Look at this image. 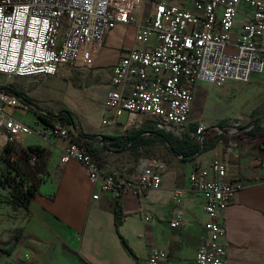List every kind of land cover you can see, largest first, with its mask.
Returning <instances> with one entry per match:
<instances>
[{"label": "built area", "instance_id": "built-area-1", "mask_svg": "<svg viewBox=\"0 0 264 264\" xmlns=\"http://www.w3.org/2000/svg\"><path fill=\"white\" fill-rule=\"evenodd\" d=\"M243 1L0 0V75L52 77L64 65L94 68L107 33L118 25L133 26L135 43L113 67L105 101L110 116L102 125L113 127L124 118L127 129L148 127L146 136L153 131L183 138L201 83L222 88L228 82L248 83L254 73L264 72V2L245 0L252 16L236 34ZM15 111L46 118L39 133L43 139H69L61 162L76 160L85 166L93 200L104 193L116 200L140 197L161 188L166 163L160 158L144 157L136 178L109 172L89 152L93 141H77L80 134L74 126L60 120L67 113L51 114L6 88H0L3 150L34 131L14 117ZM204 129L200 127L197 134ZM228 173L216 156L209 169H197L190 176V189L203 195L208 216L207 240L198 249L196 264H229L225 216L244 186L229 181ZM187 193L177 189L174 198L181 202ZM182 223L183 215L178 214L171 227ZM168 255L152 248L147 264H166Z\"/></svg>", "mask_w": 264, "mask_h": 264}, {"label": "crops", "instance_id": "crops-1", "mask_svg": "<svg viewBox=\"0 0 264 264\" xmlns=\"http://www.w3.org/2000/svg\"><path fill=\"white\" fill-rule=\"evenodd\" d=\"M252 12L244 0L240 6L234 33L241 31L243 23L252 16ZM124 32H131L127 34V40L119 37ZM135 35L136 29L129 25H118L107 33L103 47L110 37V43L118 50L119 57L113 61L110 70L105 71L98 63L102 47L88 86L75 87L65 81V77L69 75V65L61 67L58 77H35L45 78V81L57 78L59 87L53 86V91L59 93L67 88L76 93L75 100L69 98L66 101L69 106L60 104L53 107L54 110H46L43 103L45 99L49 103L56 101L49 96V87L44 90L36 85L38 90L42 91V95L38 94V99L30 93H27L30 96L27 97L21 91L15 90L11 87L14 83H10L11 86L0 85V88L14 91L30 104L51 114L72 112L75 115V131L80 135L96 137L91 145L98 151L95 155L98 162L109 172L136 178L142 171V159L146 157L142 155L145 151L143 148L139 149L140 157L131 172L116 170L113 164L108 165L104 161V157L108 155L106 144L110 143L105 137L117 138L116 131L122 133L132 129L125 127L124 118L119 125L109 129L102 125L103 119L108 116L105 101L111 87L113 67L124 51L134 45ZM73 68L85 67L78 65ZM37 81L40 83L41 79ZM100 85L105 87V92L101 97V107L97 109L96 88ZM202 85L209 84L201 83L197 94ZM16 113L22 114L15 111L14 117ZM76 115L84 116L85 119L78 122ZM191 124L192 119L186 134L198 137L200 151L185 159L171 148L167 162L160 158L166 163L160 189L151 190L140 197L125 195L119 200L112 194L104 193L100 200H93V183L85 166L76 160L66 164L61 162L69 139H43L39 135L46 126L43 122L41 131L27 135H35L34 142L25 144L22 142L27 137L25 136L19 141V147L14 145L15 155L23 158L18 161L19 166L23 163L24 170H31L40 183L38 195L27 209L14 208L0 202V264H147L149 251L155 247L169 254L166 264H196L198 249L207 240L205 225L208 216L204 211L203 195L190 189V176L197 169H209L216 156L227 165L228 180L242 183L244 186L236 203L229 207L225 216L229 264H264V139L242 138L246 129L241 128L238 123L211 126L200 123L195 127ZM200 127L205 129L198 135ZM210 134L217 135L218 139H215L210 150L202 152L206 136ZM222 136L230 140L227 142ZM30 146H40L43 149L42 162L29 153L31 159L26 161L25 151ZM1 151L2 148L0 163L7 164ZM2 166L0 164V167ZM177 189L188 191L186 198L181 202L174 198ZM10 191L9 187L0 186V198L9 196ZM117 202L123 213L120 227L116 226ZM178 214L183 215V223L177 228H172L171 222ZM121 236L132 252L124 246ZM12 245L15 246L8 253L6 250Z\"/></svg>", "mask_w": 264, "mask_h": 264}, {"label": "rangeland", "instance_id": "rangeland-1", "mask_svg": "<svg viewBox=\"0 0 264 264\" xmlns=\"http://www.w3.org/2000/svg\"><path fill=\"white\" fill-rule=\"evenodd\" d=\"M149 4V3H148ZM127 34H131V32L123 33L119 35L121 39H126ZM119 57V52L114 45L110 43V37L107 38L106 43L102 49V53L100 55L98 63L99 67L103 68L105 71L110 70V66ZM67 71L69 75L65 77V81L68 84L73 86H88V80L94 75V68H80L75 69L72 66L67 67ZM61 74V71L56 75L58 77ZM52 78V77H50ZM41 79L40 83H37ZM57 79V78H56ZM45 81V78H8L4 75H0V85L2 86H11L10 83H14L11 87L15 90L21 91L27 97V93H30L32 97L38 99V94L42 95L41 89L38 90V87H42L44 90L50 88V97L56 99V101L52 102H43L46 106L45 109L50 111L54 110L60 104H65L66 101L70 98L75 100L74 98L77 96L76 93L71 92L67 88H64L62 92L53 91L54 87H59L58 80ZM105 77H102L104 80ZM38 85V87L36 86ZM105 92V87L100 85L96 88V97H95V105L96 108L99 109L101 107V97ZM13 94H16L12 91ZM37 94V95H36ZM17 95V94H16ZM38 96V97H37ZM69 106V105H68ZM73 109L72 107H70ZM98 111V110H97ZM72 118L75 122V115L70 112ZM95 115V113H94ZM100 116V113H98ZM108 116L110 114L108 113ZM15 118H17L20 122L27 124L33 132H39L43 128V121L39 119L37 114L34 112L28 113H16ZM76 118L79 121L85 119L84 116L76 115ZM192 127L198 126L200 123L208 124V125H229L238 123L241 128H245L246 131L243 133V137L250 138H258L264 139V72L253 74L251 78V82L249 83H241V82H228L224 87L218 88L212 85H202L198 89V94L196 96V101L194 104V110L192 115ZM125 120V119H124ZM106 129H109L107 127ZM130 131V130H129ZM128 131L120 133V131H116V137L121 139V143L115 145V140L111 141L109 144H106L108 155L104 157V161L106 164H113L116 167V170L119 171H130L133 169L134 165L137 163L138 158L140 157L139 147H130L128 144L127 135ZM188 135V134H187ZM218 136L215 134H210L206 136V141L209 143H214L215 139ZM224 140L227 142L230 138L226 136H222ZM36 140L35 135L27 136L22 140V142L30 143ZM236 140V138H234ZM192 143H198V137L193 138ZM18 142L16 147H19ZM99 144V143H98ZM100 145V144H99ZM98 145V146H99ZM20 149V148H18ZM144 153L142 155L146 157H158L162 160H168V153L171 155V149H168V146H164L161 142H154L151 145H144ZM3 151H1V154ZM33 162V161H32ZM3 166L0 167V179L3 180L5 175L11 173V175H15V170L13 167L8 166L7 164L0 163ZM23 171L24 164H20ZM169 170H171V165L169 166Z\"/></svg>", "mask_w": 264, "mask_h": 264}, {"label": "trees", "instance_id": "trees-1", "mask_svg": "<svg viewBox=\"0 0 264 264\" xmlns=\"http://www.w3.org/2000/svg\"><path fill=\"white\" fill-rule=\"evenodd\" d=\"M67 114H63L60 117V120L64 122L67 125L75 126V122L72 118V115L70 112H65ZM39 119L45 123H48L46 118L43 116H39ZM148 127H144L141 129H132L127 135L128 144L130 147H139V149H144V145H151L154 142H161L164 146H168V149L174 150L178 155H182L183 158L188 159L191 156L195 155L198 151H200V142L199 143H192L191 141L193 136L191 135H185L183 138H178L175 136H172L170 134H166L164 132H153L150 131L151 135L146 136L144 135L145 132H148ZM80 138L77 139V141H80L82 138L94 141L96 140L94 135H80ZM75 138V137H74ZM105 139H109L111 141L115 140V145H118L121 143V139L119 137L113 138V137H105ZM75 140V139H73ZM92 143L89 145V152L95 155L98 153L97 149H95L92 145ZM214 146L213 143L208 144L206 141L203 143V151L206 152L210 150ZM42 152L43 149L40 146H30L28 147L27 151H25L26 156L24 158L27 160L31 159L28 155V153L39 159V162L43 161L42 159ZM15 149L14 146H8L3 150V160L5 163H7L8 166L13 167L15 170V175H11V173H8L5 175L4 179H0V186L1 187H9L10 188V194L9 196L1 197L0 202L3 204L11 205L14 208L23 207V208H29L32 200L38 195V187L40 181L37 180L34 173L29 171H23V169L19 166V162L22 157H17L15 155ZM96 158V157H95ZM39 167V166H38ZM116 214V226L120 227L122 224V218L123 213L119 206V203L117 202V208L115 210ZM121 239L123 240L124 246L132 252V250L129 248L126 240L121 236ZM15 245H12L8 250H6L8 253H10Z\"/></svg>", "mask_w": 264, "mask_h": 264}, {"label": "water", "instance_id": "water-1", "mask_svg": "<svg viewBox=\"0 0 264 264\" xmlns=\"http://www.w3.org/2000/svg\"><path fill=\"white\" fill-rule=\"evenodd\" d=\"M75 127V126H74ZM75 129V128H74Z\"/></svg>", "mask_w": 264, "mask_h": 264}]
</instances>
